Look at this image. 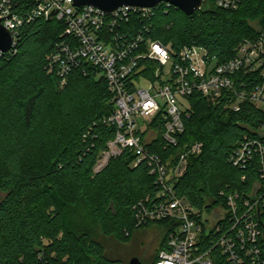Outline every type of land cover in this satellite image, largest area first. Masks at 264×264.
Here are the masks:
<instances>
[{"label": "trees", "instance_id": "1", "mask_svg": "<svg viewBox=\"0 0 264 264\" xmlns=\"http://www.w3.org/2000/svg\"><path fill=\"white\" fill-rule=\"evenodd\" d=\"M149 23L150 36L174 50L197 45L226 62L264 30V0H242L236 11L205 0L192 16L161 4ZM65 28L54 19L34 20L22 27L14 50L0 56V264H129L119 246L109 250L101 239L126 245L135 230L154 225L138 226L134 209L155 192L145 164L133 168L126 152L94 174L115 134L104 124L114 111L106 80L88 67L86 74L73 71L60 88L47 72ZM191 102L178 146L164 153L162 130L154 144L162 155L203 144L176 189L200 216L214 218L226 208L225 195L249 189L256 178L254 167L238 169L229 159L245 135L264 141V113L250 104L231 112L200 94ZM157 224L169 229L161 250L174 223Z\"/></svg>", "mask_w": 264, "mask_h": 264}, {"label": "built area", "instance_id": "2", "mask_svg": "<svg viewBox=\"0 0 264 264\" xmlns=\"http://www.w3.org/2000/svg\"><path fill=\"white\" fill-rule=\"evenodd\" d=\"M74 1L0 0V23L13 35L8 53L24 25L49 20L56 12L52 19L66 28L47 58L48 74L58 79L60 88L73 71L86 74L88 67L106 80L114 111L104 124L115 134L100 153L94 174L126 152L132 154L133 168L148 167L155 192L135 205L137 224L174 223L153 264H264V141L245 135L233 150L229 162L238 169L254 167L256 178L249 189L225 195L226 208L217 210L212 226L176 189L190 156L200 155L203 144L169 155L160 154L154 144L162 130V151L178 146L196 94L231 112L250 104L264 113V30L256 39H245L236 56L220 62L205 47L186 45L176 51L153 39L149 21L156 7H121L108 13L77 8ZM213 2L236 11L242 0ZM260 128L264 130V121Z\"/></svg>", "mask_w": 264, "mask_h": 264}, {"label": "water", "instance_id": "3", "mask_svg": "<svg viewBox=\"0 0 264 264\" xmlns=\"http://www.w3.org/2000/svg\"><path fill=\"white\" fill-rule=\"evenodd\" d=\"M205 0H75L74 6L83 8L85 6L99 8L105 12H113L121 7L155 8L161 3H169L176 9L181 10L187 16H192L200 11ZM56 12H53L49 21ZM13 47V35L0 23V54L8 53ZM129 264H143L139 258H131Z\"/></svg>", "mask_w": 264, "mask_h": 264}, {"label": "rangeland", "instance_id": "4", "mask_svg": "<svg viewBox=\"0 0 264 264\" xmlns=\"http://www.w3.org/2000/svg\"><path fill=\"white\" fill-rule=\"evenodd\" d=\"M172 64H169L166 68L167 72H170ZM150 120V118H147ZM4 197L3 194L0 193V200ZM82 211V210H81ZM83 212V211H82ZM218 213V212H217ZM214 215H210L207 213L203 214L204 219H208V223L210 226L214 225L216 219L213 218ZM81 218V217H80ZM169 229L165 226L160 225H152L149 227H145L142 229H137L134 231L130 241L126 245H119L113 238L107 237L102 238L105 246L109 250H113L118 248V246L123 250V260L125 261L130 257L131 258H139L140 260H144L147 263L152 262L156 253L159 250V245L162 241L167 237ZM121 253V254H122ZM107 256L111 257V252H107Z\"/></svg>", "mask_w": 264, "mask_h": 264}]
</instances>
